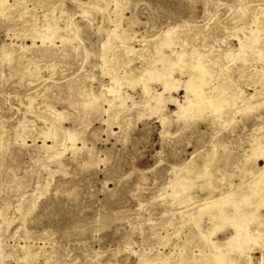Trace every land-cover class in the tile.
Wrapping results in <instances>:
<instances>
[{
    "label": "rangeland",
    "instance_id": "1",
    "mask_svg": "<svg viewBox=\"0 0 264 264\" xmlns=\"http://www.w3.org/2000/svg\"><path fill=\"white\" fill-rule=\"evenodd\" d=\"M90 1L0 0V264H159L184 243L210 255L232 227L201 223L209 243L189 218L253 178L240 170L264 166V0ZM49 26L52 42L22 37L47 38ZM198 63L210 83L183 113L178 80ZM173 64L166 90L146 72ZM212 145L211 178L189 175ZM181 177L196 185L180 189ZM250 212L263 240L241 239L243 252L263 264L264 206Z\"/></svg>",
    "mask_w": 264,
    "mask_h": 264
},
{
    "label": "bare ground",
    "instance_id": "2",
    "mask_svg": "<svg viewBox=\"0 0 264 264\" xmlns=\"http://www.w3.org/2000/svg\"><path fill=\"white\" fill-rule=\"evenodd\" d=\"M96 1L98 3V0H96ZM86 4L91 5V4H93V2L89 0V2H87ZM123 19H124V17L122 15H119V16H117V18L115 20L116 29L114 31L115 32L114 35H115V38L120 39V40L124 39V37L127 35L125 30H123L120 27ZM255 23H256V21H255ZM48 32H49V35H51V36H49L47 38L46 37L41 38V36H39V35L32 36L29 34L28 35L27 34L22 35V37H24V38L30 37L33 40L32 41L33 44H35L37 39H40V40L42 39L41 40L42 43H44V41L46 39H50V41L52 42L55 39V35L59 32V29L56 28V26L55 27L49 26ZM17 36H19V35H17ZM19 37H21V36H19ZM258 39H259V31L252 30L249 35L245 36L246 42H247V40H252L254 43H256L258 41ZM240 44H241V46H244V42L240 41ZM239 55H244V51H240ZM180 63L181 62H179V64H178V66H181L180 70H182V69L186 70L184 62L182 64H180ZM178 66L176 64H173L172 66L167 68V70L170 69L172 71L170 73L165 71V70L156 71V73H152V71H149V70H147L146 72L151 76L159 77L158 78L159 81L163 82L165 90H166L169 86H172L171 85L172 81H171L170 77L173 75V72L176 70V67H178ZM190 69L195 70L199 73L198 74L197 73L191 74L187 80H178V85H177V88L179 86L184 87L186 97L188 98L186 105L180 106L183 113H186L189 110L187 104L192 103V100L188 96L195 95L196 97H201L204 94V88L210 83L208 77L212 76L210 74V71L206 68L205 65H203V63H198L197 65H193L190 67ZM143 81H145V78ZM146 83H148V82H146ZM223 84H227V83L224 82ZM112 85H114V84H112ZM117 85H119V83H117ZM116 89H114V90H116ZM118 89H120V88H118ZM114 90L112 92H114ZM121 91H122V89H121ZM146 92L150 93V89L147 88V85H146ZM224 92H226V91H224ZM119 96L120 95H117L115 100H118L120 98ZM153 97H154L153 99L158 104L157 109H163V107L165 105L160 100V98L162 97V94L160 93V94H157L155 96L153 95ZM112 98H114V97H112ZM159 100L161 103L159 102ZM111 101H112V99H111ZM212 102H214V101H212ZM221 105H223V102H221L219 99L218 102L215 103V107L216 106L221 107ZM190 106H191V104H190ZM194 113L195 114L197 113L199 116H201V113L198 110L194 111L193 114ZM204 117L209 118L210 116L206 115ZM67 134H68V138L70 140L71 139L75 140V138H76L75 132L69 131L68 133H66V135ZM260 140H263V138L261 136L260 137L258 136V138H256V141L260 142ZM44 146H46V145H44ZM214 149H216V148L214 145H212L211 147H209V149H203L202 151H200L196 157H199L202 162L197 165L195 163V160H192L189 163V167L187 169L188 174L191 175V174L195 173L198 178H202L205 181H208L211 178L212 174L207 171V168H208V164H210L212 161L210 157L212 156ZM58 155H60V152L57 154V156ZM261 157H263V159H264V152L262 153ZM252 159L258 160V158L256 156L255 157L250 156L245 161L250 162ZM240 173L241 174L249 173L250 175L252 174L253 178L251 180L248 179L247 183L246 182L244 183V181H242V183H239V185L237 186V188H238L237 192L232 191V192H228L226 194H219L218 196H216L215 198H212V199L206 198L204 200L203 204L199 205V211H198L199 213L197 214V216L191 215V217L189 218L190 222H194L197 225L198 230L200 232V236L202 238L206 239L207 241L209 240L208 239L209 233L205 234L202 231V226H201L202 225L201 223H203L204 221H205V224H208V226L211 225V227L213 228V230L211 232H214L217 230V225H219V223L225 222V225L227 224V225L232 227L234 233H232L231 236L227 237L223 241L220 240V242H218V243H214V242L211 243L212 246H210V247H212V249L209 250V252H211V254H212V255L210 254L211 256L207 255V252H206L207 250L206 251L200 250L199 254L195 255V253H197V252L194 251L193 248L202 249L204 246L201 248L200 245L199 246L197 245V247L195 246V247H192L191 249H189L190 252H184V248L186 247L185 245H187L184 243V244H182V247H184V248H181V250H179V252L173 253V251L177 250V248H176V250L171 251V253H169L167 255L162 254V257L160 259L159 264H222V263L223 264H249V263H251V262H249V260L247 261V258L244 256V252H243L244 251L243 250L244 245L245 246H248V245L244 244V242L241 241V239L249 241L250 239L253 238V240L256 239L258 242H260V240H263V236L261 234H259L258 236L255 237L254 231L252 230L251 226H249L250 225L249 222L251 219H249L248 215L251 214L250 208H252V209L256 208L257 209L260 206H264V166L262 167L259 164L255 163L253 166L251 165L250 167H246L244 170L243 169L240 170ZM244 177H246V176H244ZM179 183H180L179 188L183 189L184 191L189 190V189L191 190L196 185L195 183H193V180H191L187 177H181ZM183 190H182V192H176L175 191V194L179 193L178 195H180V193H184ZM231 199H233V200H231ZM228 206H230L229 209H228ZM206 220L208 223L206 222ZM250 235H252V238ZM257 241H255L256 246H258V244H259ZM208 242L210 243V241H208ZM207 243H206V245H207ZM189 245H192V244H189ZM228 246H229V248H231V250H229L227 248ZM176 247H181V245H176ZM249 247H251V246H249ZM187 253H190V254L188 255ZM173 254L174 255L177 254L178 256L172 257L171 255H173ZM186 254H187V256H186ZM245 254L247 255V253H245ZM261 254H262V252H261ZM209 256H210V258H209ZM29 257H30V254L26 253L24 256V259L28 260ZM262 260H264V259L262 258ZM155 261H156V259H155ZM155 261L154 260L153 261L152 260H148V261L145 260L143 264H156ZM257 262H256V264H257ZM263 264H264V262H263Z\"/></svg>",
    "mask_w": 264,
    "mask_h": 264
}]
</instances>
